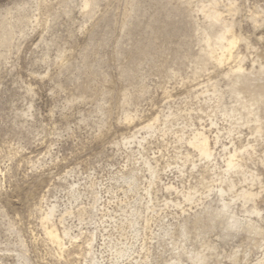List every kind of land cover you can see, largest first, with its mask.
Returning a JSON list of instances; mask_svg holds the SVG:
<instances>
[{"label": "rangeland", "instance_id": "rangeland-1", "mask_svg": "<svg viewBox=\"0 0 264 264\" xmlns=\"http://www.w3.org/2000/svg\"><path fill=\"white\" fill-rule=\"evenodd\" d=\"M0 264H264V0H0Z\"/></svg>", "mask_w": 264, "mask_h": 264}, {"label": "bare ground", "instance_id": "bare-ground-1", "mask_svg": "<svg viewBox=\"0 0 264 264\" xmlns=\"http://www.w3.org/2000/svg\"><path fill=\"white\" fill-rule=\"evenodd\" d=\"M216 15V14H215ZM212 17H214V16H212ZM217 17V16H216ZM219 14H218V19H219ZM233 42L232 43H234V41L235 40H233V39H231ZM231 42V41H230ZM236 43V42H235ZM235 43H234V45H235ZM230 45H231V43H229ZM230 47V46H229ZM232 47V46H231ZM234 47V46H233ZM222 48V47H221ZM228 49V48H227ZM226 50V49H225ZM229 50H231V48H229ZM230 52V51H229ZM223 53V52H222ZM227 53V52H226ZM229 54V53H228ZM221 58V57H220ZM219 59V58H218ZM223 59V58H222ZM220 62V61H219ZM199 141V140H198ZM196 147H197V149L199 150V152H200V155L201 156H204V157H208L209 156V153H210V151H209V147H208V145H207V142L204 140V138L201 140V141H199L197 144H196ZM234 164L235 163H233V160H230L229 161V163H228V167H229V169L231 168L232 169V167H234ZM247 194V193H246ZM246 197H247V195H245ZM249 197V196H248ZM253 199V198H252ZM249 201V200H248ZM45 220L46 221H48L49 220V217H47V218H45ZM52 229H53V227H52ZM57 232V231H56ZM54 230H49V231H47V236H48V238L51 240V242H53L54 244H56L57 245V247H59V246H61V244H62V240L59 238V235L56 233Z\"/></svg>", "mask_w": 264, "mask_h": 264}]
</instances>
